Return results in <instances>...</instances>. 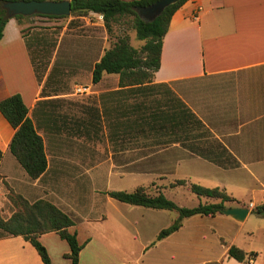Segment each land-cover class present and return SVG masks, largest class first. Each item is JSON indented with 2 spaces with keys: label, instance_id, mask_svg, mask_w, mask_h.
I'll return each instance as SVG.
<instances>
[{
  "label": "crops",
  "instance_id": "0c3cea01",
  "mask_svg": "<svg viewBox=\"0 0 264 264\" xmlns=\"http://www.w3.org/2000/svg\"><path fill=\"white\" fill-rule=\"evenodd\" d=\"M196 14L198 19L194 20L192 17ZM96 16L98 21L92 23L100 28L103 19L101 15ZM22 28L16 19H11L0 41V101L21 95L29 118L45 140L49 164L40 178L29 177L10 151L15 130L0 112L2 217L10 218L16 210L11 199L14 195L30 203L39 200L53 203L75 223L70 232L76 233L79 243L84 245L80 264H247L250 255H253V264H264V0H187L170 22L163 41L160 69L152 84L165 86L156 88L150 98L163 100L164 90L168 89L169 98H178L191 110L209 131L210 140L221 144L232 161L237 162L235 167L224 168L193 153L181 143L179 132L143 139L140 146L126 140L112 143L110 140L115 135L106 128V121L119 119V123H127V105L134 99L126 94L130 87H120L118 75H105L98 84L92 82L94 65L104 54L107 43L92 67L88 86L95 87L96 96L78 104L80 107L91 105L99 111L104 123L102 134L111 144L121 147V153L155 149L146 152L143 158H156L148 174L156 176L159 192L168 188L191 192L189 184L219 188L240 203L226 204V207L249 209L243 221L223 213L185 218L178 231L159 242H155L159 233L170 227L179 213L177 219L169 220L157 213L166 210L132 211L127 207L131 205H117L113 201H108L114 208L108 217L96 216L84 209L86 204L97 206L109 197L92 196L86 201L84 190L76 188L73 169L76 161L70 158L77 151L60 146L49 148L48 141L60 140L64 132L49 134L52 133L49 132L51 118L59 113L45 103L69 93L45 87L47 74L38 81ZM110 78L114 80L112 85L102 84ZM77 111V118H81V109ZM177 181H186L187 185H178ZM203 199V204L220 202ZM80 224L87 225L82 232L78 231ZM134 226L139 228L142 237L143 261L130 260L126 254L118 253L122 246L114 238L118 233H129ZM39 240L52 264H70L65 258L70 247L57 233L44 234ZM231 246L243 250L247 261L242 263L230 258ZM0 264L44 263L30 242L22 236H9L0 238Z\"/></svg>",
  "mask_w": 264,
  "mask_h": 264
},
{
  "label": "trees",
  "instance_id": "16d2710c",
  "mask_svg": "<svg viewBox=\"0 0 264 264\" xmlns=\"http://www.w3.org/2000/svg\"><path fill=\"white\" fill-rule=\"evenodd\" d=\"M15 1L60 2L64 0H0V41L4 36L5 26L11 19H16L22 25L23 20L34 16L51 20L69 18V16L39 14L31 17L21 15L10 17L4 8V4ZM158 1L70 0L72 6L70 16H82L89 13L101 15L108 32H111L113 24L127 19L128 23H131V29L135 32L137 40L143 42L140 48H136L131 44L129 35L119 36L117 41L104 51L101 59L94 65L92 71L93 84L100 83L105 75H118L120 87H130L126 94L132 95L134 99L132 104L127 105V123H119V119L115 122L106 121V128L110 133H115H111L115 137L110 141L117 144L119 141L124 142L126 140L135 146H140L143 139L157 138L160 134L171 135L173 132H179L181 143L193 153L224 168L235 167L237 162L232 161L231 155L221 144L210 140L209 131L191 110L178 98H169L168 89L165 88L164 90L163 100L156 101L150 98L156 88L165 86L152 84L155 73L160 69L163 41L169 30L170 22L174 14L187 0H182L168 7L154 21H143L137 10L149 7ZM22 35L25 38L38 81L41 82L43 77L36 65V59L46 60L51 51L50 45H54V43H50L46 41V38H40V35L33 33L26 36L24 29H22ZM35 45L41 49H34ZM39 53L42 54L39 56ZM47 85L48 83L45 87ZM43 93L45 94V89ZM45 104L67 108V113H60L51 118L52 126L49 132L52 133L49 134L57 135L65 132L68 137L76 138L79 136V138L82 137L87 140H99L101 138L104 123L99 111L93 106L83 105L80 107L78 103L69 99H58ZM77 108L81 109V118L71 115ZM0 112L15 130L10 145L12 155L32 180L40 178L46 173L49 164L45 140L39 134L38 127L29 118L28 108L21 95L15 94L0 101ZM124 135L125 137L119 139ZM2 157L3 153L0 150V162ZM176 184L187 185V182L177 181ZM188 188L198 197L218 199L220 202L201 203L193 208L180 207L162 192L152 195L146 187H138L132 192L109 191L107 195L113 200L134 207L177 211L179 218L170 227L163 229L155 242H159L178 231L185 218L196 215L215 216L222 213L226 204L240 205L235 198L219 188H204L196 184H189ZM11 199L16 210L10 218H4L0 215V238L22 236L36 248L44 264H52L49 253L39 238L44 234L55 232L70 247V252L65 255V258L70 264H80V253L84 245L79 243L76 233L70 232V228L75 223L67 213L47 200L30 203L19 195H14ZM228 255L242 263L248 259L247 254L236 246L229 248ZM251 256L253 255H250L249 259Z\"/></svg>",
  "mask_w": 264,
  "mask_h": 264
},
{
  "label": "rangeland",
  "instance_id": "374dc122",
  "mask_svg": "<svg viewBox=\"0 0 264 264\" xmlns=\"http://www.w3.org/2000/svg\"><path fill=\"white\" fill-rule=\"evenodd\" d=\"M96 21H98V18L94 13L69 16V18L57 21L37 16L22 21V29H24L26 36L33 33L34 35H40V38H46V41L50 43H54V45H50L51 51L48 58L46 60L37 58L36 65L43 78L46 74L48 75L46 83L50 86V91L59 90L63 94L65 92L69 93L58 99H69L75 103H81L80 101L86 102L96 96L94 94L95 87L88 86L91 85L89 83L90 73L95 61L102 54L105 43H107L106 50L117 41L119 36L127 34L134 47L140 48L143 45L142 41L137 40L135 32L131 29V23H128L127 19L113 24L111 32L107 31L104 21L103 26L100 28L94 25L96 23H92ZM34 49L41 48L35 45ZM41 54L39 53V56ZM113 83L114 80L110 78L103 81L102 84L109 87ZM77 86L90 87V93L80 96L75 95L74 89ZM52 108L59 114L67 113L65 106L55 107V105H52ZM71 115L78 117L77 109ZM48 145L50 149L60 146L61 148L77 151L78 154L70 158L76 161L73 168L76 173V188L84 190L86 201L92 196L107 199L109 197L107 192L109 191L132 192L138 187L148 188L152 195L159 192L156 186V176L148 174V170L156 164V158L153 156L148 159L143 158L146 152L155 151L153 148L136 149L121 153L122 148L111 144L103 134L99 140H87L85 138L68 137L65 132L60 140L50 139ZM69 190L72 191L73 188H69ZM162 192L180 207L193 208L205 202L203 197H198L194 193L180 188H168ZM108 201L123 205L121 202L109 197L107 201L101 202L97 206L91 205L92 207H88L86 204L84 209L96 216L101 217L104 215L108 217L111 212H114V208L109 205ZM127 207L132 211L147 210L141 207ZM157 213H162L169 220H175L178 216L177 211L166 210ZM106 224L107 222L104 225ZM86 227V224H80L78 231L82 232ZM114 238L118 245L122 246L118 253L126 254V258L130 257V260L143 261L142 237L137 226H134L129 233L114 235Z\"/></svg>",
  "mask_w": 264,
  "mask_h": 264
},
{
  "label": "water",
  "instance_id": "95a60500",
  "mask_svg": "<svg viewBox=\"0 0 264 264\" xmlns=\"http://www.w3.org/2000/svg\"><path fill=\"white\" fill-rule=\"evenodd\" d=\"M182 0H159L155 4L139 8L137 10L139 17L145 22L154 21L159 17L165 9L177 4ZM4 8L8 11L10 17L21 15L24 17H31L33 15H46V16H70L71 15V2L70 0L64 1H15L4 4ZM222 213L233 217L238 221H243L249 213L248 208L244 207H226L222 209Z\"/></svg>",
  "mask_w": 264,
  "mask_h": 264
},
{
  "label": "built area",
  "instance_id": "2783aa9c",
  "mask_svg": "<svg viewBox=\"0 0 264 264\" xmlns=\"http://www.w3.org/2000/svg\"><path fill=\"white\" fill-rule=\"evenodd\" d=\"M194 20H197L198 19V15H194L192 17ZM90 93V87L88 86H77L75 89H74V94L75 95H85V94H88ZM251 207H253V205L251 204ZM247 264H253V258H250V260L248 261Z\"/></svg>",
  "mask_w": 264,
  "mask_h": 264
}]
</instances>
